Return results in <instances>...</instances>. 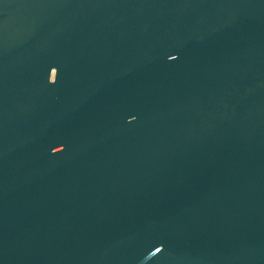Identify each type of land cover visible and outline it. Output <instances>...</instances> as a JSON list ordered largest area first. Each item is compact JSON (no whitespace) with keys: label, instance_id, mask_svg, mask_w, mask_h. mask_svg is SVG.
I'll return each mask as SVG.
<instances>
[{"label":"water","instance_id":"95a60500","mask_svg":"<svg viewBox=\"0 0 264 264\" xmlns=\"http://www.w3.org/2000/svg\"><path fill=\"white\" fill-rule=\"evenodd\" d=\"M0 264H264V0H0Z\"/></svg>","mask_w":264,"mask_h":264}]
</instances>
